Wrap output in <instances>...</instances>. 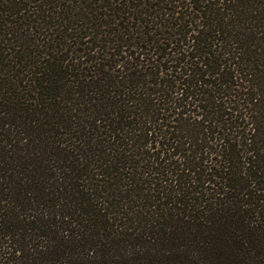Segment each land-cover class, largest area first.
I'll return each mask as SVG.
<instances>
[{
  "label": "trees",
  "instance_id": "obj_1",
  "mask_svg": "<svg viewBox=\"0 0 264 264\" xmlns=\"http://www.w3.org/2000/svg\"><path fill=\"white\" fill-rule=\"evenodd\" d=\"M0 264H264V0H0Z\"/></svg>",
  "mask_w": 264,
  "mask_h": 264
}]
</instances>
